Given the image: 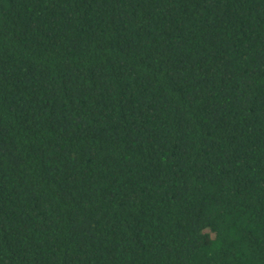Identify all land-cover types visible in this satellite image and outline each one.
<instances>
[{
    "label": "trees",
    "instance_id": "trees-1",
    "mask_svg": "<svg viewBox=\"0 0 264 264\" xmlns=\"http://www.w3.org/2000/svg\"><path fill=\"white\" fill-rule=\"evenodd\" d=\"M0 264H264V0H0Z\"/></svg>",
    "mask_w": 264,
    "mask_h": 264
}]
</instances>
